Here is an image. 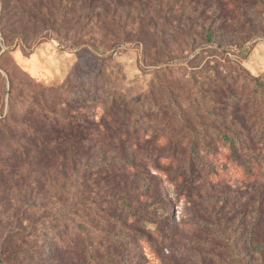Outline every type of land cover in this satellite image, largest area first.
Listing matches in <instances>:
<instances>
[{"label":"trees","instance_id":"trees-1","mask_svg":"<svg viewBox=\"0 0 264 264\" xmlns=\"http://www.w3.org/2000/svg\"><path fill=\"white\" fill-rule=\"evenodd\" d=\"M252 10L260 17L264 0H1L0 70L20 43L50 38L74 49L134 45L154 76L139 103L109 84L51 88V97L31 87L19 102L12 75L6 90L0 72L9 96L0 113V264H142L131 256L145 248L169 262L161 244L177 224L167 185L188 213L211 216L224 208L198 202L242 179L254 207L264 76L243 62L264 26ZM246 206L229 212L246 221ZM253 209L249 250L261 256L264 212ZM223 249L227 264L248 253L232 240Z\"/></svg>","mask_w":264,"mask_h":264},{"label":"rangeland","instance_id":"rangeland-1","mask_svg":"<svg viewBox=\"0 0 264 264\" xmlns=\"http://www.w3.org/2000/svg\"><path fill=\"white\" fill-rule=\"evenodd\" d=\"M255 14V10L250 13L253 24L258 27L264 26V11L258 18ZM79 17V13L77 14L74 10L72 19L77 25H79ZM1 42L0 32V48ZM25 44L20 43L16 49L6 52L1 60L5 71L0 70V72L5 79L6 90L11 88L8 76L10 73L16 94L20 96L19 102H24L31 87H35L38 91L42 89L46 91V96H50L51 93L48 90L51 88L67 86L65 89L71 90L70 87L74 89L80 85L109 84L126 93L131 102L139 103L148 92L154 76L152 68L142 63L139 50L131 44H125L115 50H111L112 44L106 42H97L83 48H65L60 45V42L50 38H42L36 44H27L28 46ZM249 52V56L243 62L245 68L254 77L264 76V37L259 38ZM170 83L176 87L180 86L177 78L172 79ZM8 99L7 94L3 95L0 78V113H7ZM95 121L99 122L100 117L96 116ZM124 151L127 152V149L124 148ZM118 154L122 156L125 153L121 151ZM256 180L259 183L256 184L255 191L252 193L256 194L254 207L249 203V198H243L251 193L247 192L248 189L242 179L234 178L229 182L228 187L217 188L213 193L216 194L215 196L205 195L203 200L198 202L199 205L206 208L209 203L218 211L224 208L219 214L211 215L210 213L211 216H206L204 212L188 213L187 206L175 199L173 186L167 185L165 191L166 194L170 192L169 198L173 200L176 207L177 225L175 235L170 236L161 246L164 254L172 258H169V262L161 260L154 248H145L142 253L136 252L142 257L136 255L133 258L132 253V261H138L139 258L144 257L141 260L142 264H227L228 256L223 255V247L232 240L248 252L243 255V264H264V255L259 256L249 250L251 237L250 224H247V220L249 222L252 208L264 212V201L258 200V194H264V172L261 171ZM238 198L239 204L232 205V202ZM258 203L261 209L260 206L257 209ZM238 206H246L248 211L246 221H242L241 215L238 217L230 214V209L236 210ZM204 219L207 221H203ZM127 264H131V261Z\"/></svg>","mask_w":264,"mask_h":264}]
</instances>
